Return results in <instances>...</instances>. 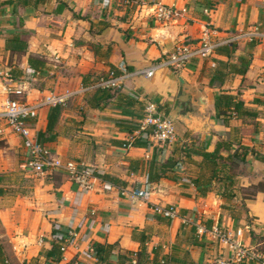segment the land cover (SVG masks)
<instances>
[{
  "label": "crops",
  "instance_id": "1",
  "mask_svg": "<svg viewBox=\"0 0 264 264\" xmlns=\"http://www.w3.org/2000/svg\"><path fill=\"white\" fill-rule=\"evenodd\" d=\"M156 3L180 14L160 22ZM254 26L258 37L231 42ZM205 30L218 42L211 57L178 71L162 66L177 42ZM12 36L22 41L10 50ZM28 56L41 63L33 68ZM2 65L13 68L30 102L51 90L73 92L49 132L50 107L39 108L28 119L31 133L63 159L89 165L100 181L81 190L62 175L21 168L26 146L2 118L7 95L0 80V264H135L141 246L139 264L161 257V264H264V0H0ZM151 66V76L142 73ZM109 71L123 75L120 86L99 106L88 105L91 86ZM118 91L152 98L167 117L173 112L174 140L156 142L150 127H120L118 120L131 118ZM219 94L242 102L238 115L232 107L218 114ZM177 142L187 154L149 179L147 163L164 161ZM215 148L226 165L237 153L230 159L232 184L224 189L218 173L196 186L194 179L211 175L201 153ZM155 205H173L176 214L163 216ZM213 229L254 248L259 258L233 262ZM67 230L75 235L61 253L53 244ZM95 243L110 245L101 261L89 249Z\"/></svg>",
  "mask_w": 264,
  "mask_h": 264
},
{
  "label": "built area",
  "instance_id": "2",
  "mask_svg": "<svg viewBox=\"0 0 264 264\" xmlns=\"http://www.w3.org/2000/svg\"><path fill=\"white\" fill-rule=\"evenodd\" d=\"M105 1V0H103ZM180 14V10L171 5L156 3L154 5V16L160 22H169ZM211 31H203L202 35L196 39H183L177 42L173 49L169 51L162 59V66L174 71L188 67L191 63L207 59L212 56L216 45L211 39ZM257 27H251L243 34L236 35L231 40H237L240 37L251 39L258 37ZM214 62H212V66ZM156 66L142 71L146 76H151ZM123 75H116L113 71H109L106 76H101L97 83L91 87L117 88L121 84ZM0 80L3 84L7 97L3 103L1 112L2 118L6 126L15 134L24 139L26 153L20 166L24 171L34 175H62L68 180L74 182L81 190H90L96 181H100L99 176L93 169L76 159H63L55 154L44 142H40L37 135L31 133L32 125L27 121L37 117V110L42 107H52L63 104L69 96L73 94L70 91L56 92L54 90L47 91L36 102H30L24 97V89L20 86L17 79H13L7 65L0 66ZM11 95V96H10ZM144 101L143 116L139 120L140 129L150 127V136L156 142L161 144L170 143L175 138L173 122L163 114L156 110V103L152 98H142ZM103 188H110V184L102 182ZM152 209L166 217H173L176 210L173 205H155ZM198 232L203 231L202 225H197ZM213 234L219 236L220 240L225 243L232 252V261L241 263L246 261L257 260L259 253L252 247H248L243 243L235 240V238L225 236L217 229L212 230ZM75 235L72 230H67L65 234H60L59 250L61 253L69 243L70 236ZM90 251L95 254V250L91 245ZM135 263V259L131 260ZM218 264H226L224 260Z\"/></svg>",
  "mask_w": 264,
  "mask_h": 264
},
{
  "label": "trees",
  "instance_id": "3",
  "mask_svg": "<svg viewBox=\"0 0 264 264\" xmlns=\"http://www.w3.org/2000/svg\"><path fill=\"white\" fill-rule=\"evenodd\" d=\"M20 42L22 40L18 39L16 36H12L7 41H11L12 44H7L8 49L13 50L15 41ZM234 43L227 44L228 46H232ZM226 46V45H225ZM27 61L29 65H31L33 68H36L41 62L37 58H32L31 56L27 57ZM11 75L13 79H18L14 73L13 68L8 66ZM111 89L112 88H104V87H95L92 91L88 92L86 102L90 106H99L101 103L105 102L108 98L111 97ZM116 90V88H113ZM117 95H119L120 99L123 101V108L122 112L128 114L131 118V120H118L117 124L125 129H132L139 126V123L137 122V119H141L143 116V109H144V102L143 100L136 97V95H127L123 94L118 91ZM215 109L218 112V114H227L228 107H232L233 110H235L237 115L239 114L240 108H242V102L240 100H237L234 98L233 95L228 94H219L215 98ZM224 105V109H221V106ZM59 112V105L50 107L48 116H47V124L45 131L49 132L55 123V120L57 118ZM244 113H249L247 110L243 111ZM28 121V120H27ZM37 138L40 140V142H45V140L40 136L37 135ZM50 138V137H49ZM48 138V139H49ZM227 144V143H226ZM242 150H247L246 147H241ZM188 149H186L183 144L180 142L175 143L174 147L171 150L170 155L160 163H155L154 161H149L147 163V169L146 172H149V179L153 180L158 178L161 174L164 173L165 170L171 169L178 161L180 156L182 154H187ZM237 154L236 152L232 153L231 155H228L226 158L229 160L228 165H226L223 162H220L219 160L224 158L218 153V149L215 148L213 151H202L201 155L203 159L208 162L207 168L211 172L210 178L204 179L203 181H200L198 178L194 179V183L196 186H202L206 185L211 182V179L213 176H216L218 173H223L221 178L219 180L222 181L224 189H226L228 186L232 184V176L234 173V167L231 166L230 159L232 156H235ZM232 160V159H231ZM233 161V160H232ZM207 187L201 188V193L204 194ZM54 248H59V244H53ZM110 248L109 244H99L95 243L94 250L95 255L99 261H101L103 258H105V253L107 249ZM54 253L56 258L59 257L58 249L54 250ZM145 248L144 246H141V249L135 254V264H139L140 260L144 257ZM155 255V254H154ZM152 261L154 264H161V262H164V257H161V261L159 259L153 258Z\"/></svg>",
  "mask_w": 264,
  "mask_h": 264
},
{
  "label": "water",
  "instance_id": "4",
  "mask_svg": "<svg viewBox=\"0 0 264 264\" xmlns=\"http://www.w3.org/2000/svg\"><path fill=\"white\" fill-rule=\"evenodd\" d=\"M178 109V108H177ZM177 109H175V110H177ZM175 114V113H174ZM172 115H173V112L168 116V118L170 119V120H172Z\"/></svg>",
  "mask_w": 264,
  "mask_h": 264
}]
</instances>
